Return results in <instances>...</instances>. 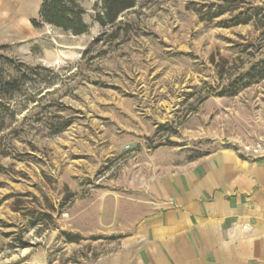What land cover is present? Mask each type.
I'll return each instance as SVG.
<instances>
[{
    "label": "rangeland",
    "instance_id": "374dc122",
    "mask_svg": "<svg viewBox=\"0 0 264 264\" xmlns=\"http://www.w3.org/2000/svg\"><path fill=\"white\" fill-rule=\"evenodd\" d=\"M225 1L240 9L208 20ZM81 5L85 35L44 25L0 42V55L43 67L0 131V264L108 253L153 204L149 183L163 168L223 149L264 158V80L220 95L264 54V37L253 24H218L264 0H136L106 28L94 19L101 3ZM66 120L65 131L49 129ZM44 212L52 220L41 221Z\"/></svg>",
    "mask_w": 264,
    "mask_h": 264
},
{
    "label": "crops",
    "instance_id": "0c3cea01",
    "mask_svg": "<svg viewBox=\"0 0 264 264\" xmlns=\"http://www.w3.org/2000/svg\"><path fill=\"white\" fill-rule=\"evenodd\" d=\"M42 2L0 0V42L33 35ZM170 167L149 183L153 204L130 235L73 264H264V158L223 149Z\"/></svg>",
    "mask_w": 264,
    "mask_h": 264
},
{
    "label": "trees",
    "instance_id": "16d2710c",
    "mask_svg": "<svg viewBox=\"0 0 264 264\" xmlns=\"http://www.w3.org/2000/svg\"><path fill=\"white\" fill-rule=\"evenodd\" d=\"M81 1L83 0H43L39 17L32 20V25L35 28L50 25L73 36L85 35L89 32L90 26L84 19L86 10L81 5ZM97 1L102 5V12L97 13L94 19L103 28L114 26L123 12L136 6V0ZM212 7L215 9H212L213 13H211L208 19L211 21L220 18L228 12L240 9L239 5H234V1H225L223 4ZM218 24L223 28L253 24L264 37V7H247L236 15H233L230 19L222 20ZM4 48H6L5 45L1 46V49ZM228 64L229 61L226 58L220 59L219 68L221 72H225ZM42 68L41 66L32 67L14 58L0 55V131H3L6 127L7 120L14 117V112L11 110L12 99L17 93L22 92L24 85L28 84V81L33 80ZM262 80H264V54H260L246 68L244 67L235 77L230 79L220 95L236 96L242 90ZM71 124L70 120L64 122L58 121L57 123L51 122L49 129L53 134H59L65 131ZM202 156L194 157L193 160ZM68 196L72 198L74 194L68 193ZM47 210L51 213L56 212L55 206L51 204L48 205ZM28 214L29 216L31 215V213ZM42 216L44 217L41 219L43 222L47 219L52 220V214L44 212ZM38 224L33 221L32 226L34 227ZM64 234L68 237L69 242L75 243L81 240V237L77 235Z\"/></svg>",
    "mask_w": 264,
    "mask_h": 264
}]
</instances>
